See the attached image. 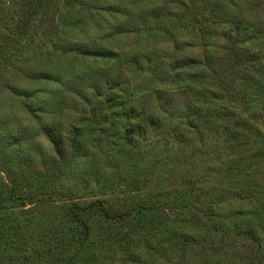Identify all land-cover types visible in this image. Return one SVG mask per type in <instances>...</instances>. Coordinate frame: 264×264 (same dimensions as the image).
Here are the masks:
<instances>
[{
    "label": "rangeland",
    "instance_id": "obj_1",
    "mask_svg": "<svg viewBox=\"0 0 264 264\" xmlns=\"http://www.w3.org/2000/svg\"><path fill=\"white\" fill-rule=\"evenodd\" d=\"M0 191L31 199L0 242L31 223L34 264L69 245V199L126 215L83 214L82 264H264V0H0Z\"/></svg>",
    "mask_w": 264,
    "mask_h": 264
},
{
    "label": "trees",
    "instance_id": "obj_2",
    "mask_svg": "<svg viewBox=\"0 0 264 264\" xmlns=\"http://www.w3.org/2000/svg\"><path fill=\"white\" fill-rule=\"evenodd\" d=\"M48 3H45L46 7L52 5V3L50 2ZM57 14H58V11H57ZM238 55L239 56H237V54H234L233 56L235 57L236 64H239L240 61L241 62L243 61L242 60L243 57L240 56V54ZM92 56L104 58L105 56H107V53H99L98 56H95V55H92ZM228 78L229 77L226 78L227 84L228 82H230ZM110 105H113L112 107L113 112H118L116 113V116L117 117L119 116L124 121V130H123L124 136L127 137L130 134H136L138 130L140 131L142 130L143 123H141L140 125L139 120L140 118L143 119V117H141V114L136 112L135 109H132V108L130 110L125 109L126 107L122 103V100L120 98H118V100L111 101ZM214 110L215 109H210L208 111L205 110L206 115H208L209 118L213 119V117L216 116L215 113H212V112H215ZM202 111L204 110L202 109ZM92 115L93 116L91 117V120H90L91 125H94V127L97 128L102 123L101 122L99 124L97 122L99 120L102 121L104 117L101 113L92 114ZM151 124L153 123L150 122V125ZM155 127H157V124L155 125ZM77 129L79 128L74 127L73 131H76ZM128 129L130 130L128 131ZM236 132H240V134ZM255 132H256V129H254V127L248 125L246 121H241V124H238L237 126L235 125L233 128H229L227 125L224 126L222 134H225L224 136L228 138L227 143H229L233 141V139H235L237 134L243 135L242 137H247V136L251 137L252 135H254ZM199 139H201V134L199 135ZM51 140L55 143L53 139ZM71 140L74 141V146L78 147L77 145L78 139L75 140L74 138H72ZM201 140H203V138ZM232 147L234 146L230 147V152H232L231 151ZM219 151H222V150H219ZM230 152L226 153V158L232 157ZM194 154L195 153H190L191 159L195 158ZM221 166H223V168H225L228 171L231 170L228 167V161L222 163ZM211 172H216V169ZM252 180L254 181V178H252ZM29 198H30L29 195H24V196L23 195H19V196L13 195L12 196V195L4 194L3 192L0 191V212L6 208L5 206H8V205L12 206L10 207L12 210L15 204H17V201H20V200L29 201L31 200ZM43 198L44 196L40 195L39 197H37V200L41 201L43 200ZM69 202L71 203L69 205L70 218L68 220L69 230L67 232L69 245H66L63 247V251L65 250L64 253H61V252L57 253L50 249V252H52V255L61 256L59 259L54 260L52 264H82L84 262L83 257H81V255L85 252V249H84L85 243L88 242L89 239L93 238L94 232H93V225L90 223V221H86L85 219H83V214L92 213L90 215H95L99 217L101 222H113L116 220H122L126 216V215H123L121 211H116V209L113 208V205L109 204L106 201L96 200V201L87 203L83 206L77 204L72 199H69ZM261 205H262L261 208L264 209V203H262ZM7 210L9 209L7 208ZM3 217H8V215L6 216L2 215L1 218ZM30 226H31V223L29 222L23 223L20 226H16L17 230L14 234L15 239L13 243L9 242V245H8L7 243H5L4 239L2 243L0 242V261L1 260L4 261L3 259L4 255L10 254L9 253L10 251L11 255H8L10 256V258L6 259L5 264H34L33 259L30 258V253L31 252L33 253L41 252V249L34 248V250L31 251V247L27 246L26 244V242L28 241L27 239L33 238L32 233H30ZM36 242L40 243L42 241L37 239ZM133 253L135 255L139 254L135 251V249L133 250ZM44 264H46L45 261H44Z\"/></svg>",
    "mask_w": 264,
    "mask_h": 264
}]
</instances>
